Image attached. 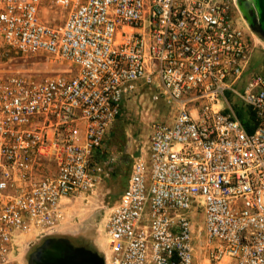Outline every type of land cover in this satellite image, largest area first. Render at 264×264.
Returning <instances> with one entry per match:
<instances>
[{
	"label": "built area",
	"instance_id": "built-area-1",
	"mask_svg": "<svg viewBox=\"0 0 264 264\" xmlns=\"http://www.w3.org/2000/svg\"><path fill=\"white\" fill-rule=\"evenodd\" d=\"M230 10V0H0V63L14 53L71 67L0 72V264H25L57 233L65 199L114 174L110 132L140 86L175 115L152 122L133 159L105 222L107 264H196L199 253L264 264V69L237 87L259 42Z\"/></svg>",
	"mask_w": 264,
	"mask_h": 264
},
{
	"label": "rangeland",
	"instance_id": "rangeland-1",
	"mask_svg": "<svg viewBox=\"0 0 264 264\" xmlns=\"http://www.w3.org/2000/svg\"><path fill=\"white\" fill-rule=\"evenodd\" d=\"M231 1L230 15L234 22L243 28L250 36L260 44H264V38L255 29L251 28L245 17L237 6L238 0ZM45 14L51 17L62 18L64 11L57 12L47 8ZM264 69V51L257 48L254 52L250 68L245 73L243 80L238 84V88L243 90V82L253 73L260 72ZM71 70L70 65L54 61L46 56H29L21 57L14 53L10 54V58L4 59L0 63L1 73H16L24 76H32L35 78H46ZM237 104L242 105L236 100ZM175 115L172 108L160 95L156 88L142 87L125 101L124 109L117 119L114 131L117 133L110 140L109 147L117 156L124 154V160L119 165L117 171L108 177L100 186L98 191L92 195L75 196L65 199L66 216L62 224L59 226L57 234L67 235H89L91 240H95L98 249L104 255V227L111 208L118 201L121 191L118 185L125 180V175L129 176L130 158L126 154L135 155L140 152L142 147L148 140L153 121H166L171 123ZM118 175H120L118 177ZM82 239L85 236H81ZM34 246L25 253L24 263L28 264V258ZM101 242V243H100ZM196 264H209L207 257L199 253L197 255Z\"/></svg>",
	"mask_w": 264,
	"mask_h": 264
},
{
	"label": "water",
	"instance_id": "water-1",
	"mask_svg": "<svg viewBox=\"0 0 264 264\" xmlns=\"http://www.w3.org/2000/svg\"><path fill=\"white\" fill-rule=\"evenodd\" d=\"M237 5L249 26L264 38V0H238ZM66 251L58 249L55 257L45 253V245L34 248L29 255L28 264H107L106 257L99 251L82 250L70 244ZM104 253V252H103ZM46 255L49 257L45 260Z\"/></svg>",
	"mask_w": 264,
	"mask_h": 264
},
{
	"label": "flooded vegetation",
	"instance_id": "flooded-vegetation-1",
	"mask_svg": "<svg viewBox=\"0 0 264 264\" xmlns=\"http://www.w3.org/2000/svg\"><path fill=\"white\" fill-rule=\"evenodd\" d=\"M85 236L87 239L86 241H82V237ZM40 242L37 243L35 248L44 246L46 247L45 253L48 256L55 257L56 255L54 254L58 249H62L63 251H66V244H70L74 247L80 248L82 250H91V251H99L98 244L95 240H91V237L89 235H67V234H54L48 237H45L41 240ZM101 252V251H99ZM46 255L45 260H47L49 257ZM44 264L45 261H44Z\"/></svg>",
	"mask_w": 264,
	"mask_h": 264
},
{
	"label": "crops",
	"instance_id": "crops-1",
	"mask_svg": "<svg viewBox=\"0 0 264 264\" xmlns=\"http://www.w3.org/2000/svg\"><path fill=\"white\" fill-rule=\"evenodd\" d=\"M260 47V49L262 50V52H263V48H262V46H259V44H257V46L255 47V50L257 49V48H259ZM255 50H254V52H255ZM254 55V54H253ZM119 118V117H118ZM117 118V119H118ZM117 119H116V121H115V123H114V125H113V128H112V130H111V132H110V136H109V140H108V143H107V148H108V150L110 151V152H112L111 151V149H110V147H109V144H110V140H111V138L113 137V136H116L117 135V133L114 131V127H115V124H116V122H117ZM150 133H151V130H150ZM150 133H149V135H150ZM149 135H148V139H149ZM148 143V140H147V142H146V144ZM146 144L144 145V147H146ZM144 147H142V149L140 150V152H138V150H137V152H135V155H132V154H126V157L128 158H130V162H129V164H130V170H129V176H130V172H131V167H132V162H133V159H134V157H136V156H138V155H141L142 154V152H144ZM124 154L122 155V154H119V156L117 155V162H116V170H115V172L117 171V169L119 168V165L122 163V161L124 160ZM114 172V173H115ZM113 175V174H112ZM120 175H118V177H119ZM129 176H126L125 175V180L123 181V182H121L119 185H118V189L121 191V194L124 192V190L126 189V187H127V184H128V180H129ZM121 194H120V196H121ZM120 198V197H119ZM82 241H86L87 239L86 238H83V239H81ZM101 243V242H100Z\"/></svg>",
	"mask_w": 264,
	"mask_h": 264
},
{
	"label": "trees",
	"instance_id": "trees-1",
	"mask_svg": "<svg viewBox=\"0 0 264 264\" xmlns=\"http://www.w3.org/2000/svg\"><path fill=\"white\" fill-rule=\"evenodd\" d=\"M237 111L239 116L242 118V120L244 121V123L247 125V128L249 131H253L254 130V126L251 125V122L249 120V111L247 109H245L243 107V105L237 104Z\"/></svg>",
	"mask_w": 264,
	"mask_h": 264
},
{
	"label": "bare ground",
	"instance_id": "bare-ground-1",
	"mask_svg": "<svg viewBox=\"0 0 264 264\" xmlns=\"http://www.w3.org/2000/svg\"><path fill=\"white\" fill-rule=\"evenodd\" d=\"M238 6V5H237Z\"/></svg>",
	"mask_w": 264,
	"mask_h": 264
}]
</instances>
